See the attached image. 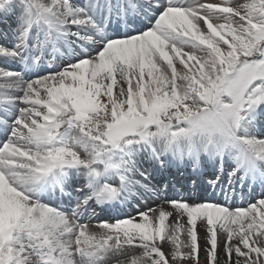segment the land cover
I'll list each match as a JSON object with an SVG mask.
<instances>
[{
  "label": "snow or ice",
  "instance_id": "snow-or-ice-1",
  "mask_svg": "<svg viewBox=\"0 0 264 264\" xmlns=\"http://www.w3.org/2000/svg\"><path fill=\"white\" fill-rule=\"evenodd\" d=\"M16 6L11 47L0 43L18 65L0 66V264L135 251L131 264H264V193L232 202L264 185V0H0ZM149 9L142 30L105 32ZM68 47L80 54L60 64ZM144 160L212 168L225 200L168 196ZM53 189L63 204L41 198ZM138 189L162 203L98 216Z\"/></svg>",
  "mask_w": 264,
  "mask_h": 264
},
{
  "label": "rangeland",
  "instance_id": "rangeland-1",
  "mask_svg": "<svg viewBox=\"0 0 264 264\" xmlns=\"http://www.w3.org/2000/svg\"><path fill=\"white\" fill-rule=\"evenodd\" d=\"M207 1H209V0H207ZM213 1H216V0H213ZM239 2H243V0H239ZM9 13L11 14V16H12V18L14 19V20H16V21H18L19 20V13H20V9H19V7L18 6H16V7H14L13 9H10L9 10ZM14 16V17H13ZM0 29H1V26H0ZM150 184H152V183H150ZM145 193V195H146V192H144ZM148 194V193H147ZM148 197H149V201H147V204H151V201H152V198L150 197V194H148ZM170 221L171 222H175V219H173V220H171L170 219ZM183 236H185V234H182ZM181 240H183V239H185V237H183V238H180ZM203 243H204V241L201 239L200 240V244L201 245H203ZM140 255V252L139 251H135V252H128V253H126V254H122V258L120 259V261L118 262V260L119 259H117V260H115L114 262H112L113 261V259H116L117 257V255H114L113 257H112V259H111V263H117V264H131V262H132V260L136 257V256H139ZM120 256V255H119ZM125 258V259H124ZM125 261H124V260ZM201 259H203V254L201 253ZM123 261V262H122Z\"/></svg>",
  "mask_w": 264,
  "mask_h": 264
},
{
  "label": "bare ground",
  "instance_id": "bare-ground-1",
  "mask_svg": "<svg viewBox=\"0 0 264 264\" xmlns=\"http://www.w3.org/2000/svg\"><path fill=\"white\" fill-rule=\"evenodd\" d=\"M204 1H207V0H204ZM181 169H182V168H181ZM181 169H180V170H181ZM146 182L149 183V184L152 183V184H150V185L155 186V185H154V182H152V181H150V180H149V181H146ZM140 191H141L142 194H145L144 191H143V189H140ZM146 195L148 196L147 193H146ZM150 197H151V196H150ZM148 198H149V197H148ZM147 201H149V199H148ZM153 201H154V202H153ZM155 203H156V199L154 200V198H152L151 204H155ZM169 222H171V221L169 220ZM93 228H95V226H93ZM182 234H183V233H182ZM182 234H181L180 238L185 237V236H183Z\"/></svg>",
  "mask_w": 264,
  "mask_h": 264
}]
</instances>
